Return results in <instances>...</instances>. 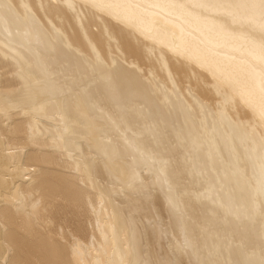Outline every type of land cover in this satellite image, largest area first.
Segmentation results:
<instances>
[{"label":"bare ground","instance_id":"1","mask_svg":"<svg viewBox=\"0 0 264 264\" xmlns=\"http://www.w3.org/2000/svg\"><path fill=\"white\" fill-rule=\"evenodd\" d=\"M50 1L0 0V264H264V0Z\"/></svg>","mask_w":264,"mask_h":264},{"label":"rangeland","instance_id":"2","mask_svg":"<svg viewBox=\"0 0 264 264\" xmlns=\"http://www.w3.org/2000/svg\"><path fill=\"white\" fill-rule=\"evenodd\" d=\"M51 1H52V3H53V1H54V3H56L55 0H51ZM51 1H50V3H51ZM48 3H49V2H48ZM46 4H47V2H46ZM40 10H41V9H40ZM39 12H40V11H39ZM44 19H45V18H44ZM54 19H56V17H55ZM66 24L68 25V27H70L68 21L66 22ZM68 27H67V28H68ZM93 29H94V30H93ZM93 29H92L93 31H97L98 28L95 26ZM68 31H69V29H68ZM70 32H71V29H70ZM70 32H69V33H70ZM71 33H73V32H71ZM120 41H121V40H120ZM122 49H123V48H122ZM143 65H144V64H141V67H142ZM145 66L147 67V66H149V65H144V67H143L145 70H147V69L145 68ZM176 77H177V76H176ZM177 81H178V80H177ZM178 82H179V81H178ZM180 85H181V84H180ZM185 86H188V84H186ZM180 87H183V85L180 86ZM185 94H186V93H185ZM186 95L189 96L188 93H187ZM189 99H190V97H189ZM26 178H28V177L26 176ZM162 212H164V211L162 210ZM163 215H164V213H163Z\"/></svg>","mask_w":264,"mask_h":264},{"label":"water","instance_id":"3","mask_svg":"<svg viewBox=\"0 0 264 264\" xmlns=\"http://www.w3.org/2000/svg\"><path fill=\"white\" fill-rule=\"evenodd\" d=\"M170 171H171V168H170ZM145 194H147V193H145ZM159 209H160V207H159ZM159 209H158V210H159ZM162 209H163V206H162ZM150 211H151V212H154V211H155V208H151ZM189 229H190V227H189ZM190 230H191V229H190Z\"/></svg>","mask_w":264,"mask_h":264}]
</instances>
